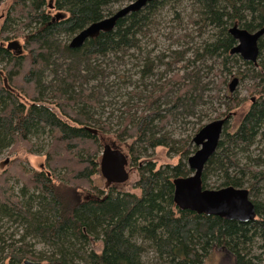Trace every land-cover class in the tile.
<instances>
[{"label": "trees", "instance_id": "1", "mask_svg": "<svg viewBox=\"0 0 264 264\" xmlns=\"http://www.w3.org/2000/svg\"><path fill=\"white\" fill-rule=\"evenodd\" d=\"M130 1L16 0L2 16V43L26 29L28 36L20 54L0 45V152L9 148L13 154L23 146L25 153L42 154L45 160L39 169L29 167L26 157L3 161L0 264L25 259L148 264L142 259L147 246L156 253V264H204L214 248L229 254L232 264H264V200L259 197L264 169L256 168L260 159L249 150L264 136V35L254 64L230 52L236 40L228 32L236 22L250 32L261 28L264 0H153L81 47L68 46L79 30ZM208 27L215 31L213 38L198 43ZM154 31L165 36L163 47L152 37ZM217 61L220 73L235 69L250 78L248 91L257 97L250 98L234 128L225 122L204 166L202 186L246 188L256 211L249 222L182 210L173 198V179L192 174L187 165L197 149L192 138L210 119L201 107L219 97L203 95L210 84L204 75ZM115 64L130 65L123 85L121 75L109 82ZM225 83L221 78L218 86ZM123 86L131 88L121 112L112 92L120 96ZM225 97L218 119H229L240 106L237 97ZM115 111L119 127L103 116ZM179 115L200 119L192 136L175 140L162 130ZM44 132L45 149L32 139ZM103 143L125 147L138 165L134 185L139 194L121 191L115 183L105 181L104 188L94 183ZM161 146L178 156L176 164L138 163L146 150ZM239 154L246 160L242 165ZM210 175L220 177L219 184L210 186ZM90 238L100 240V251L88 248ZM37 240L49 250H37Z\"/></svg>", "mask_w": 264, "mask_h": 264}, {"label": "water", "instance_id": "2", "mask_svg": "<svg viewBox=\"0 0 264 264\" xmlns=\"http://www.w3.org/2000/svg\"><path fill=\"white\" fill-rule=\"evenodd\" d=\"M153 0H133L117 8L110 15L94 21L79 30L69 41L70 48L81 47L89 38L97 37L101 32L112 30L118 19L129 13L139 11ZM58 17L56 14L52 21ZM229 34L236 40L231 53L239 54L244 61L257 63L259 55V39L264 34V25L250 32L234 23ZM22 46L17 40H10L7 49L22 52ZM238 82L234 77L229 83V91L233 92ZM227 117L213 120L203 125L193 136L192 142L198 148L187 158V165L193 171L185 177L173 179L174 203L182 210H190L206 215H216L229 220L249 222L255 218L254 202L249 197L246 188L225 186L219 189L203 188L202 172L205 164L215 152L223 126ZM127 156L118 148L104 144L100 155V174L108 184L124 183L129 175L126 170ZM20 264H40L38 261L25 259Z\"/></svg>", "mask_w": 264, "mask_h": 264}, {"label": "rangeland", "instance_id": "3", "mask_svg": "<svg viewBox=\"0 0 264 264\" xmlns=\"http://www.w3.org/2000/svg\"><path fill=\"white\" fill-rule=\"evenodd\" d=\"M16 0H5L2 4V6L0 7V21L2 19V16L5 15V13L10 9V7L13 5V3ZM185 5L184 2L180 3L179 5V9L181 10L182 6ZM237 23V22H236ZM1 24V22H0ZM238 24V23H237ZM165 26H161V30L164 28ZM28 30L26 29L24 31L23 34H21V36L12 39V40H17L19 43L23 44L27 38V33ZM166 32V30H165ZM215 31L213 29H211V27H208L206 29V33L203 35V37H201L200 39H198V43L201 42V40L208 39L210 40L212 37V34ZM158 32L154 31L152 34V37L156 38L157 43L159 44L158 47H163L164 46V39L165 36L164 35H157ZM161 33V32H160ZM10 40V39H9ZM6 41V40H5ZM5 41H3V44L5 45ZM152 46V44H151ZM220 62L217 61L216 65H214V70L213 72L210 74H205L204 75V82H209V86L207 89H205V93L203 94L206 100H209L210 98H208L209 96L215 95L216 93H219V97L218 98H213L212 99V104L208 105V106H202L201 107V113H206L207 117L206 118H210L207 119L206 121L202 122L205 124L213 121V120H217L218 118H216L217 113H219L220 111H223L224 109V101L227 99V97H225V94L228 95L229 97H237L239 102H240V106L238 107L239 109L234 111L231 115V117L228 119L227 124L229 125V128L232 129L234 128V125L237 123L238 119H240L241 114L243 113V111L247 108L248 106V102L250 100V98H254L257 97V95L255 93H253V96L251 95V93L248 91V87H250L253 83V81L248 78V77H242L240 74L236 73L235 69H233V72L231 74L226 75L225 72L224 73H220L219 70L221 68V65H217ZM243 64H242V68H243ZM130 68V65L127 66H119V65H114L113 66V70L115 72H113V70L111 69V71L114 73L111 75L109 82H118L117 80H113L114 78L118 77L119 75L123 76L121 81V84L123 85V83H126V75L128 73V69ZM198 69L200 70L201 68L198 67ZM169 75V74H168ZM237 77L238 78V82L237 85L234 89L233 92H230L228 90V85L231 82V80ZM221 78H226V83L218 86V82ZM135 79V78H133ZM123 81V82H122ZM128 85V84H126ZM116 87H114L115 89ZM131 88V86H127V87H122L120 90H118V94L120 96H116L115 92H112V94H114L112 97L115 98L116 100V105L119 107V110L121 111L123 109V106L126 107L127 105L125 104V101H129V99H127L128 96V91ZM113 89V90H114ZM111 94V95H112ZM223 97L222 99H220V97ZM118 99V100H117ZM161 105H162V101ZM222 103V104H220ZM164 104V103H163ZM122 112V111H121ZM132 112V111H131ZM115 114H113L112 116L108 115V113H104L103 116L108 117L110 119V122L115 124L114 127H119V123L116 119V115H118V112L115 111ZM124 114V113H123ZM98 116V115H97ZM180 117L176 116L173 117L172 121H170L165 128L162 130L163 133H167L169 134L173 139L175 140H182V139H186V137H190L193 135L194 133V129L197 127L198 123H199V119L200 117L196 116V115H191V116H182L184 119H178ZM224 118V117H222ZM192 134V135H191ZM109 135V134H108ZM34 141H36L39 145V147L45 149L46 144L48 143V135L46 132L44 133H40L39 135H34V138H32ZM120 141V140H118ZM132 140H129V142H131ZM121 142V141H120ZM115 143H117L115 141ZM115 143H113V145H115ZM196 146V145H195ZM122 147V146H121ZM197 147V146H196ZM102 146L100 149V154L102 151ZM198 148V147H197ZM125 147H122V150L124 151ZM9 148L0 152V170H3L5 168L3 161H8L9 158H13L14 156H20V157H26V161L29 165V167H32L34 169H39L42 168L43 163H44V155L42 154H30V153H25V148L23 146H19L18 149L13 153H9L8 152ZM251 156H256L258 159H260L259 162H261L260 166H256L257 169H264V136H258L256 142L254 143V145L249 149ZM125 152V151H124ZM239 159H240V163L241 165L244 164L246 162L245 157L242 154L238 155ZM127 158H128V166L127 171H128V175L129 178L127 181H125L124 183H119V190L121 191H126V192H134L136 194H139V190L135 187V182L138 179V173L136 168L138 167V165L136 164H132L129 158V155L127 154ZM155 161L157 163V166H162L164 168V166L166 164H176L177 160H178V156L175 155V153L171 150H168L167 147L161 146V147H157L154 148L153 150H146L144 152V156L141 158V161L138 162L139 164L145 162V161ZM258 162V163H259ZM221 181V178L218 177L217 175H210L209 176V180L208 183L210 184V186H216L217 184H219V182ZM94 183L96 185H98L100 188H104L105 187V179L101 176L100 173L96 174L94 176ZM250 197L251 193L249 194ZM259 197L260 199L264 200V189L260 190L259 193ZM35 240V239H33ZM145 245V243H144ZM257 244H254V251H256V253H259V249H256ZM36 248L37 250H49V247H46V245L40 241L37 240L36 242ZM88 248L89 249H93L95 251H100L101 250V242L100 240H93L92 238H90V241L88 243ZM142 259L147 262L148 264H156L159 262L156 253L154 252L153 248L150 246H147L145 248V251L143 252L142 255ZM232 258L229 254L225 253L223 250L219 249V248H214L208 255L207 257L204 259V264H232Z\"/></svg>", "mask_w": 264, "mask_h": 264}, {"label": "flooded vegetation", "instance_id": "4", "mask_svg": "<svg viewBox=\"0 0 264 264\" xmlns=\"http://www.w3.org/2000/svg\"><path fill=\"white\" fill-rule=\"evenodd\" d=\"M10 40H12V39H10ZM10 40H6L4 43H5V45L10 41ZM0 45H3V43L0 41ZM20 45L22 46L21 48H23L24 47V44H21L20 43ZM10 50H12V49H10ZM13 52H15L16 53V50H12ZM105 143H103L101 146L103 147V145H104ZM107 144V143H106ZM108 144H110L112 147H115V148H118V147H116L115 145H113V144H111V143H108ZM119 150H121L126 156H127V152H126V150H122V149H120V148H118ZM102 152V151H101ZM101 155V154H100ZM100 161V160H99ZM128 163H129V161H128ZM128 166V165H127ZM126 166V167H127ZM100 168V167H99ZM117 184H119V183H117ZM121 184V183H120ZM110 186V185H109Z\"/></svg>", "mask_w": 264, "mask_h": 264}, {"label": "bare ground", "instance_id": "5", "mask_svg": "<svg viewBox=\"0 0 264 264\" xmlns=\"http://www.w3.org/2000/svg\"><path fill=\"white\" fill-rule=\"evenodd\" d=\"M264 35V34H263ZM261 39V38H260ZM228 121V118H226V121L225 122H227ZM216 151V150H215ZM214 154V153H213ZM210 159V158H209ZM189 168V167H188ZM192 171V170H191ZM193 172V171H192ZM203 173V172H202ZM202 177V176H201ZM178 207V206H177Z\"/></svg>", "mask_w": 264, "mask_h": 264}]
</instances>
